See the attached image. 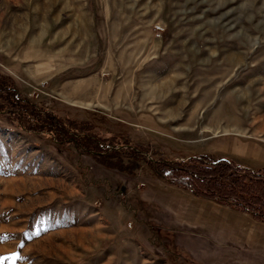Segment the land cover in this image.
<instances>
[{
  "label": "rangeland",
  "instance_id": "1",
  "mask_svg": "<svg viewBox=\"0 0 264 264\" xmlns=\"http://www.w3.org/2000/svg\"><path fill=\"white\" fill-rule=\"evenodd\" d=\"M0 74L73 134L0 116V264H151L152 244L175 247L151 242L169 212L150 160L264 166V0H0ZM78 133L142 155L88 153ZM226 138L258 155L215 150Z\"/></svg>",
  "mask_w": 264,
  "mask_h": 264
},
{
  "label": "trees",
  "instance_id": "2",
  "mask_svg": "<svg viewBox=\"0 0 264 264\" xmlns=\"http://www.w3.org/2000/svg\"><path fill=\"white\" fill-rule=\"evenodd\" d=\"M12 82L10 77L0 74V116L15 117L17 126L28 131L44 130L61 138L73 135L65 127L67 119L31 102ZM79 122L81 127L86 126V121ZM71 141L88 153L96 151L98 156L109 154L108 157L117 160H121L122 154L126 153L128 160L142 155L136 149H126L123 144L103 143L98 138L81 133H78L77 138H71ZM149 164L162 182L248 213L264 223V166L252 169L211 154L150 160ZM112 167H117V164H112Z\"/></svg>",
  "mask_w": 264,
  "mask_h": 264
},
{
  "label": "crops",
  "instance_id": "3",
  "mask_svg": "<svg viewBox=\"0 0 264 264\" xmlns=\"http://www.w3.org/2000/svg\"><path fill=\"white\" fill-rule=\"evenodd\" d=\"M224 140V142L217 143L214 149L217 150L223 146L222 150L230 152L232 156L239 157L258 155L259 148L250 147L240 139L226 138ZM242 166L248 167L244 163ZM153 186L156 200L167 209L169 214L162 220V222L168 223L162 226L165 230L161 236L163 239L157 237L159 239L157 240L156 237H153V240L150 241L155 242L154 245H158L159 249H162L160 245L165 244L175 248L174 251L170 248L164 253L158 250L160 257L150 256V253L153 252L152 244L150 251L144 253V260L151 264L156 263L154 258L158 264L256 263L253 260L250 262L248 257L243 255L250 253L251 250L252 252L264 250V235L257 236L255 234L256 225L254 222L262 225L264 223L257 221L248 213L237 211L216 201L197 197L188 190L161 181L153 182ZM240 218L246 220L245 222L252 221L253 228L243 226L244 222ZM146 243L148 244L147 241Z\"/></svg>",
  "mask_w": 264,
  "mask_h": 264
}]
</instances>
